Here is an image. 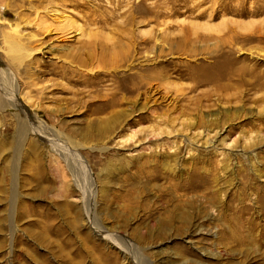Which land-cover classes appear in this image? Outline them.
<instances>
[{"label": "rangeland", "instance_id": "rangeland-1", "mask_svg": "<svg viewBox=\"0 0 264 264\" xmlns=\"http://www.w3.org/2000/svg\"><path fill=\"white\" fill-rule=\"evenodd\" d=\"M0 82V264H264V0H0Z\"/></svg>", "mask_w": 264, "mask_h": 264}, {"label": "bare ground", "instance_id": "bare-ground-1", "mask_svg": "<svg viewBox=\"0 0 264 264\" xmlns=\"http://www.w3.org/2000/svg\"><path fill=\"white\" fill-rule=\"evenodd\" d=\"M153 13V12H152ZM16 31H17V29H16ZM149 42V41H148ZM16 47L17 48H15L14 47V45H13V51H15L13 54H16V53H18L19 51H20V46L19 45H17L16 44ZM10 51H11V49H10ZM0 84H1V91H0V103H1V101H3V100H1V99H3L4 98V100L6 99V100H9V101H12L13 99H14V96H13V98H10L9 96H6L7 95V93H6V88H4V86L2 85V83L0 82ZM118 84H119V80H118ZM120 86V85H119ZM136 87H137V84H136V82H131V84L126 88V86H123V88H125L124 89V91H127V92H129V93H134L135 92V90H136ZM5 90V91H4ZM15 101V100H14ZM115 104H117V102L116 101H111V102H106V103H104V107H110V106H113V105H115ZM14 104H12V103H10V104H8L7 106H13ZM22 123H24V122H22ZM21 123V124H22ZM21 132H22V130H21Z\"/></svg>", "mask_w": 264, "mask_h": 264}]
</instances>
